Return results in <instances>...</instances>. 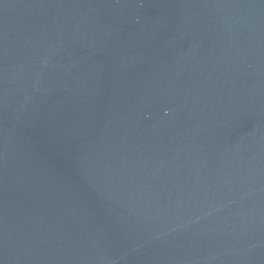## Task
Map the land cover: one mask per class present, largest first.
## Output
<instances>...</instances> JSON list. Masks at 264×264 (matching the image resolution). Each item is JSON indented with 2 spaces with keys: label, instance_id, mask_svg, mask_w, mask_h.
<instances>
[{
  "label": "water",
  "instance_id": "1",
  "mask_svg": "<svg viewBox=\"0 0 264 264\" xmlns=\"http://www.w3.org/2000/svg\"><path fill=\"white\" fill-rule=\"evenodd\" d=\"M0 264H264V0H0Z\"/></svg>",
  "mask_w": 264,
  "mask_h": 264
}]
</instances>
